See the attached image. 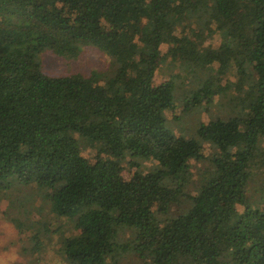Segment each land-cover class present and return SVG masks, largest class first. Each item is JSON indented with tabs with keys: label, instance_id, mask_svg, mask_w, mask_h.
<instances>
[{
	"label": "trees",
	"instance_id": "16d2710c",
	"mask_svg": "<svg viewBox=\"0 0 264 264\" xmlns=\"http://www.w3.org/2000/svg\"><path fill=\"white\" fill-rule=\"evenodd\" d=\"M88 50L104 69L46 67ZM158 63L178 79L155 87ZM179 96L208 116L190 134L167 119ZM14 188L45 190L13 222L49 215L33 250L61 236L64 264H264V0H0V199Z\"/></svg>",
	"mask_w": 264,
	"mask_h": 264
},
{
	"label": "rangeland",
	"instance_id": "374dc122",
	"mask_svg": "<svg viewBox=\"0 0 264 264\" xmlns=\"http://www.w3.org/2000/svg\"><path fill=\"white\" fill-rule=\"evenodd\" d=\"M211 49L217 50L219 47L218 42H213L211 45ZM167 51V45H163L161 47V52L164 55ZM105 66V57H102L95 52L90 50L86 51L83 56L78 61L68 62L63 61L57 58H54L52 55L48 54L46 56V67L47 69L56 75H64L67 73H72L76 71L80 72H90L92 70H102ZM216 68H219V63L215 65ZM177 72H175L172 67L168 64L158 63V71L156 73L153 85L158 87L167 81H172L178 79L176 77ZM235 80V76L230 73L226 77L221 79V82L224 86L228 84H232ZM218 102V101H216ZM177 108L175 110V116H178V119H175L173 115L170 113L167 116L169 119L170 125L173 129H177L178 131L186 130L187 133L194 132L193 129L198 122V119L203 117L208 120L207 115H203L192 113H181L179 104L182 103L181 96L177 99ZM220 111L219 105L216 104L211 109L212 113H218ZM196 115H201L197 117ZM208 150L204 151L198 158L200 162H194L193 168L195 170H200L203 168V162L205 156L208 155ZM150 165V164H148ZM135 170H124L122 173L126 179H130L134 174ZM30 193L28 190L26 191ZM45 190H40L34 192V196H29L28 198L24 197V194L19 191V189H11L8 193H4L0 199V264H64L60 261L59 255L62 254L61 248L63 240L60 241L61 236H51L45 237V231L40 232L38 239H43L42 245L43 247L38 249V251L33 250V244L35 245V241H33L34 236L33 233H36V229L32 227L34 221H38V225H40L44 220H50V216L46 213H43L41 216L39 213L30 210L20 209V216L25 223V231L20 233L19 229H17L16 224L13 222V218L18 216L17 207L20 199L22 198L25 206H39L43 204L47 210H49V206L45 204L44 200H42V196ZM29 208V207H28ZM17 212V213H16ZM16 214V215H15ZM33 218L34 221H31ZM61 221L56 223V227L60 226ZM33 232H32V231ZM65 230H72V228L67 227ZM65 233V232H64ZM133 237V232L127 228H120L118 230L117 241L119 244L126 246L130 243ZM37 239V238H36ZM60 241V242H59ZM42 249V250H41ZM128 254V253H127ZM42 260V261H40ZM130 264H138L136 261H128Z\"/></svg>",
	"mask_w": 264,
	"mask_h": 264
}]
</instances>
